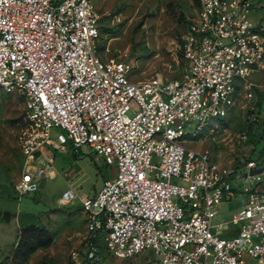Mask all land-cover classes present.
<instances>
[{"label": "built area", "instance_id": "obj_1", "mask_svg": "<svg viewBox=\"0 0 264 264\" xmlns=\"http://www.w3.org/2000/svg\"><path fill=\"white\" fill-rule=\"evenodd\" d=\"M196 1L179 46L180 76L166 74L175 72L174 59L132 80V61L99 54L102 14L93 0H0V87L23 95L26 122L15 192L37 190L49 173L41 165L44 145L69 142L74 152L84 145L115 166L81 198L85 246L73 253L75 264H95L100 238L119 259L150 249L159 264H264V168L249 172L264 163L222 164L185 144L195 134L189 128L229 135L237 109L244 123L237 143L249 130L264 135L263 27L249 18L257 0ZM261 71L254 83L251 73ZM53 129L60 130L55 137ZM239 179L247 201L214 222ZM229 223L239 225L235 234L218 232Z\"/></svg>", "mask_w": 264, "mask_h": 264}, {"label": "rangeland", "instance_id": "obj_2", "mask_svg": "<svg viewBox=\"0 0 264 264\" xmlns=\"http://www.w3.org/2000/svg\"><path fill=\"white\" fill-rule=\"evenodd\" d=\"M102 14L99 20L97 47L104 58L124 59L134 64L132 80L163 71L164 64L177 59L175 72L169 77H179L183 71V59L179 53L180 42L188 23L198 10L196 0H93ZM249 13L253 22L264 30V0ZM263 71L251 73L250 79L260 83ZM264 98V90L260 92ZM256 98V97H255ZM264 105V101H263ZM228 119L229 135L208 128L196 131L187 129L185 144L197 149H207L211 159L226 164L231 159H256L264 163V135L239 144L236 134L243 130L241 111ZM24 97L18 91L8 92L0 87V211L16 212L4 218L0 215V264H12V254L22 227V217L44 225L51 242L34 250L21 264H73L74 252H82L85 246L86 225L81 211V198L91 196L99 189L105 177L115 173V166L106 164L103 158L81 146L74 152L69 142L64 147L44 145L41 147V165L47 164L49 173L37 179L38 188L19 196L13 184L18 178L24 155L18 137L26 126ZM225 120V119H224ZM218 122L217 120H215ZM222 121V120H221ZM227 123V121H226ZM213 125V123L211 124ZM253 128L260 132V125ZM60 130L53 129L52 135ZM253 134L249 130V134ZM244 172L243 167L240 168ZM236 181L234 195L224 198L213 219L214 222L228 220L233 211L247 201V195ZM69 192L65 198L64 194ZM229 231L238 230L239 225L229 223ZM222 233V231H218ZM226 234L223 232V235ZM230 235V234H228ZM95 264H159V255L145 249L136 256L119 259L105 247L102 239Z\"/></svg>", "mask_w": 264, "mask_h": 264}, {"label": "trees", "instance_id": "obj_3", "mask_svg": "<svg viewBox=\"0 0 264 264\" xmlns=\"http://www.w3.org/2000/svg\"><path fill=\"white\" fill-rule=\"evenodd\" d=\"M262 34L264 35V30H262ZM249 127L251 128V125ZM249 136L252 140L256 138L251 133ZM22 221L23 224L18 233V240L12 254V264L23 263L34 250L42 246H47L51 242V235L44 225L29 221L25 217H22ZM97 246L99 248L98 243Z\"/></svg>", "mask_w": 264, "mask_h": 264}, {"label": "water", "instance_id": "obj_4", "mask_svg": "<svg viewBox=\"0 0 264 264\" xmlns=\"http://www.w3.org/2000/svg\"><path fill=\"white\" fill-rule=\"evenodd\" d=\"M39 154V151H36L35 153H34V155H38ZM264 167L263 166H260V167H251L250 168V170H249V172L251 173V174H253V173H257V172H260L262 169H263ZM16 215L17 213L16 212H14V213H11L10 211H0V215H2L4 218H9L10 217V215Z\"/></svg>", "mask_w": 264, "mask_h": 264}, {"label": "crops", "instance_id": "obj_5", "mask_svg": "<svg viewBox=\"0 0 264 264\" xmlns=\"http://www.w3.org/2000/svg\"><path fill=\"white\" fill-rule=\"evenodd\" d=\"M236 231H237V230H235V229H233V230H231V231H229V230H227V231L225 230V231H224V230H223L222 233L224 232V233H226V234H235Z\"/></svg>", "mask_w": 264, "mask_h": 264}]
</instances>
